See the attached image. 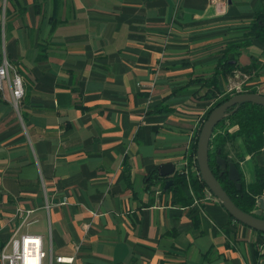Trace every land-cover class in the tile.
Wrapping results in <instances>:
<instances>
[{
  "label": "crops",
  "instance_id": "crops-1",
  "mask_svg": "<svg viewBox=\"0 0 264 264\" xmlns=\"http://www.w3.org/2000/svg\"><path fill=\"white\" fill-rule=\"evenodd\" d=\"M260 11L264 0H0V54L24 90L17 109L0 91V238L30 207L22 229L47 264H264L261 234L212 194L180 205L166 188L213 103L194 79L234 59L264 95V43L249 31ZM224 147L245 183L264 172V145Z\"/></svg>",
  "mask_w": 264,
  "mask_h": 264
},
{
  "label": "trees",
  "instance_id": "trees-1",
  "mask_svg": "<svg viewBox=\"0 0 264 264\" xmlns=\"http://www.w3.org/2000/svg\"><path fill=\"white\" fill-rule=\"evenodd\" d=\"M249 31L254 38L264 43V12L260 11L257 13ZM232 60L234 59H223L220 61L209 77H198L194 79L202 83L205 88L201 97L213 100L212 105L205 110L202 118L206 116L211 107L223 102L231 95V93H226L224 89L219 90L216 77L218 75H223L224 77L229 76L236 69V64ZM246 92H255V90L248 89ZM232 109L233 106L228 107V112L212 127L207 145V160L212 173L232 202L241 210L251 212L258 205L257 199L262 194L264 195V172L262 167L257 165L254 167L253 180L248 183L243 181L241 172L237 168L240 188H236L234 183L227 177L226 170L220 171L214 157L217 154V149H219L218 154L220 156L227 157L223 151L224 145L236 136L241 138L245 151L250 154L257 152L264 145V106L243 103L236 109ZM199 127L190 141L188 150L189 157L195 153V143ZM169 177L171 183L166 188L171 189L173 202L180 205H189L193 199L199 200L203 196L205 185L200 176L194 175L191 170H187L185 173L180 168L174 170ZM188 189H190L191 194L187 193ZM227 215L228 220L239 222L233 219L230 214L227 213ZM256 231L261 234L262 240L264 241V233L258 230Z\"/></svg>",
  "mask_w": 264,
  "mask_h": 264
},
{
  "label": "built area",
  "instance_id": "built-area-1",
  "mask_svg": "<svg viewBox=\"0 0 264 264\" xmlns=\"http://www.w3.org/2000/svg\"><path fill=\"white\" fill-rule=\"evenodd\" d=\"M247 78L245 73L233 70L227 78L224 91L231 94L246 92L248 90ZM3 82L9 89L10 104L17 109L24 93L23 84L20 76L10 66L2 49V55L0 54V91L3 90ZM181 169L185 173L187 170H191L194 175L199 176L194 155L183 162ZM203 194L211 195L206 187L203 189ZM43 207L47 209L48 203L44 202ZM32 211L33 208L30 207H15L12 214L5 218L10 229L5 238H0V264H42L45 251L41 246L40 236L22 229L32 221ZM77 246L78 244L75 245V247ZM52 259L68 263L72 260V256L57 254L52 256Z\"/></svg>",
  "mask_w": 264,
  "mask_h": 264
},
{
  "label": "water",
  "instance_id": "water-1",
  "mask_svg": "<svg viewBox=\"0 0 264 264\" xmlns=\"http://www.w3.org/2000/svg\"><path fill=\"white\" fill-rule=\"evenodd\" d=\"M243 103H252L264 106V95L257 92H241L230 95L223 102L211 107L203 118L195 143L194 158L201 180L209 192L218 200L224 210L230 214L233 219L240 223L260 232L264 233V201L260 196L257 201L258 205L251 212H245L238 208L221 187L220 183L212 173L207 160V145L212 127L222 118L227 112V108L233 106L236 109ZM231 111V110H229ZM215 155V162L219 166L220 171L226 170L227 177L234 183L236 188H240L239 173L232 159L223 157L219 154ZM173 171L170 162L161 164L158 169L160 175H167ZM170 183V179L165 181V186Z\"/></svg>",
  "mask_w": 264,
  "mask_h": 264
},
{
  "label": "rangeland",
  "instance_id": "rangeland-1",
  "mask_svg": "<svg viewBox=\"0 0 264 264\" xmlns=\"http://www.w3.org/2000/svg\"><path fill=\"white\" fill-rule=\"evenodd\" d=\"M1 55H2V49H1ZM6 83L5 82H3V90H5L6 88ZM232 95V94H231ZM239 145H241V143L239 144ZM230 149V148H229ZM224 152L226 153L227 151H228V148H226V147H224ZM246 163L248 164V165H251L252 164V161L250 160V161H246ZM262 198H263V200H264V195H262ZM42 264H47V257H44L43 258V260H42Z\"/></svg>",
  "mask_w": 264,
  "mask_h": 264
}]
</instances>
